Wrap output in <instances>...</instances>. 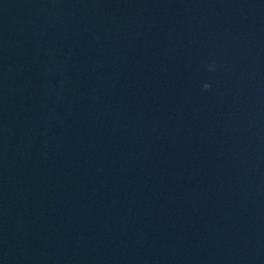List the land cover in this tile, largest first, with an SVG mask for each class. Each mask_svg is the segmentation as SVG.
Returning a JSON list of instances; mask_svg holds the SVG:
<instances>
[{"label": "water", "instance_id": "water-1", "mask_svg": "<svg viewBox=\"0 0 264 264\" xmlns=\"http://www.w3.org/2000/svg\"><path fill=\"white\" fill-rule=\"evenodd\" d=\"M0 264H264V0H0Z\"/></svg>", "mask_w": 264, "mask_h": 264}, {"label": "clouds", "instance_id": "clouds-1", "mask_svg": "<svg viewBox=\"0 0 264 264\" xmlns=\"http://www.w3.org/2000/svg\"><path fill=\"white\" fill-rule=\"evenodd\" d=\"M207 70L208 71H215V64H208L207 65ZM210 86L209 85H205V89L207 90Z\"/></svg>", "mask_w": 264, "mask_h": 264}]
</instances>
